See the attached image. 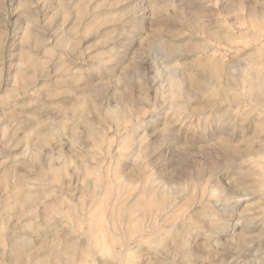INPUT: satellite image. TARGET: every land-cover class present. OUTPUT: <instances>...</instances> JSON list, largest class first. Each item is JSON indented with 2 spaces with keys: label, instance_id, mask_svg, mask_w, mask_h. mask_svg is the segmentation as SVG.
Here are the masks:
<instances>
[{
  "label": "rangeland",
  "instance_id": "obj_1",
  "mask_svg": "<svg viewBox=\"0 0 264 264\" xmlns=\"http://www.w3.org/2000/svg\"><path fill=\"white\" fill-rule=\"evenodd\" d=\"M0 237L264 264V0H0Z\"/></svg>",
  "mask_w": 264,
  "mask_h": 264
},
{
  "label": "bare ground",
  "instance_id": "obj_2",
  "mask_svg": "<svg viewBox=\"0 0 264 264\" xmlns=\"http://www.w3.org/2000/svg\"><path fill=\"white\" fill-rule=\"evenodd\" d=\"M259 64V63H258ZM215 71H216V67H214ZM221 70V69H219ZM217 72V71H216ZM217 75V74H216ZM216 77V76H215ZM114 113V112H113ZM112 114H110L111 116ZM118 116V115H117ZM112 119L114 117H111ZM141 124V123H140ZM140 128V127H139ZM103 147V146H102ZM102 150V149H101ZM52 173V179L54 181L58 180V178L61 175V169H55L53 168V171L51 172ZM60 179V178H59ZM59 181V180H58ZM24 194V193H23ZM28 193H26L27 195ZM97 194V193H96ZM22 196V195H20ZM25 196V195H24ZM23 196V197H24ZM29 196V195H28ZM22 198V197H21ZM29 199V198H28ZM13 201V200H12ZM25 201V200H23ZM22 202V201H21ZM87 203V202H86ZM159 205V204H158ZM160 207V205L158 206V208ZM169 207V206H168ZM12 208V207H11ZM19 208V206H18ZM166 208V207H165ZM167 209V208H166ZM90 210V209H89ZM16 211V210H15ZM18 213V212H17ZM16 214L15 217H17L18 215ZM27 213V212H26ZM18 221V220H17ZM20 223V222H19ZM22 223V222H21ZM28 223V222H27ZM45 223V222H44ZM249 229V228H248ZM245 230V229H244ZM252 230V229H251ZM152 231V230H151ZM246 234V233H245ZM1 238V237H0ZM3 238H5L3 236ZM175 238V237H174ZM2 239V238H1ZM243 239V238H242ZM108 240V239H107ZM106 240V241H107ZM3 241V240H2ZM110 241V240H109ZM1 242V241H0ZM161 242V241H160ZM183 242V240H182ZM2 243V242H1ZM6 243V242H5ZM120 243H121V255L119 257V260L115 261V264H127L128 261H129V258L131 257V254H134L136 253H139L140 251L138 250H135V249H138V244L135 240H132V241H124L123 239L120 240ZM16 244V242H15ZM106 244V243H105ZM2 245V244H1ZM0 245V246H1ZM8 245V244H7ZM14 245V244H13ZM110 245V244H109ZM16 246V245H15ZM186 247V246H185ZM79 248V247H78ZM82 249V248H81ZM85 249V248H84ZM156 250V249H155ZM144 252V251H143ZM140 254V253H139ZM143 255V254H142ZM140 254V256H142ZM45 257V256H44ZM91 257V253L89 250H79L77 248H72L71 246L70 247H66L65 249H63L61 252L59 251V254L57 253H52L48 255L47 259H48V263L46 264H90V263H93L95 262L96 264H108L107 262H100L98 260H94V259H90ZM43 258V257H42ZM113 258V256H112ZM182 258L186 259L187 258V255L186 253H184L182 255ZM40 261V260H38ZM37 262V261H36ZM185 262V261H184ZM37 264H45L44 261H40V262H37Z\"/></svg>",
  "mask_w": 264,
  "mask_h": 264
}]
</instances>
